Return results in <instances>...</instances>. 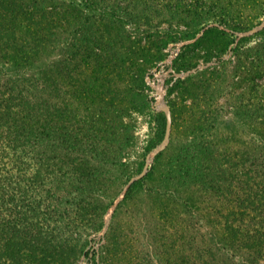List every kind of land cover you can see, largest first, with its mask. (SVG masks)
Listing matches in <instances>:
<instances>
[{
	"label": "trees",
	"instance_id": "trees-1",
	"mask_svg": "<svg viewBox=\"0 0 264 264\" xmlns=\"http://www.w3.org/2000/svg\"><path fill=\"white\" fill-rule=\"evenodd\" d=\"M21 1L0 0V264H77L113 203L104 198L111 195L116 176L107 165L111 145L101 134L115 133L105 120L113 111L100 101L99 113L89 118L67 115L65 103L59 102L55 59L46 71L41 64L43 55L59 44L55 28H73V13L81 11L77 0ZM252 50V87L260 88L262 96L253 100L251 112L241 113L256 135L251 144L219 147L204 133L217 115L200 111L190 113V137L155 153L149 176L155 172L160 177L146 189L159 199V225L149 233L159 264H264V40ZM185 85L183 95L192 87ZM81 92L89 102L96 93ZM156 119L164 132L165 114ZM194 184L215 189L204 208L188 192ZM114 228L98 247L97 264L113 252ZM123 260L147 262L133 255Z\"/></svg>",
	"mask_w": 264,
	"mask_h": 264
},
{
	"label": "rangeland",
	"instance_id": "rangeland-1",
	"mask_svg": "<svg viewBox=\"0 0 264 264\" xmlns=\"http://www.w3.org/2000/svg\"><path fill=\"white\" fill-rule=\"evenodd\" d=\"M75 4L81 11L73 13L77 15L73 28H55L60 32L59 44L53 53L43 55L41 64L46 71L55 59L59 102L65 103L67 115L89 118L99 113L100 101H107L113 115L107 114L105 120L115 133H100L111 145L112 162L107 165H112L116 176L108 189L111 195L104 197L106 202L113 198V203L101 216L103 226L91 235L89 251L77 264H97L93 258L111 226L116 234L110 241L113 252L104 264L119 260L124 264L125 255L159 264L149 236L158 221L159 199L146 189L160 177L155 172L149 176L155 153L168 152L191 136L186 130L191 112L217 115L214 126L204 133L219 147L240 148L255 139L241 113L251 112L253 100L262 96L260 88L256 92L252 87L250 59L252 47L264 40V0H90L87 4L77 0ZM71 41L75 44L70 47ZM35 71L27 73L36 75ZM206 76L209 81L204 82ZM182 79L186 82L175 84ZM185 83L192 87L183 95ZM81 90L96 92L91 102ZM193 92L198 93L196 98ZM166 108L172 122L165 140L156 118ZM188 192L200 207L215 195V189L203 190L196 184Z\"/></svg>",
	"mask_w": 264,
	"mask_h": 264
},
{
	"label": "water",
	"instance_id": "water-1",
	"mask_svg": "<svg viewBox=\"0 0 264 264\" xmlns=\"http://www.w3.org/2000/svg\"><path fill=\"white\" fill-rule=\"evenodd\" d=\"M166 129H165V140L168 139L170 129H171V122H172V117L169 108H166Z\"/></svg>",
	"mask_w": 264,
	"mask_h": 264
}]
</instances>
